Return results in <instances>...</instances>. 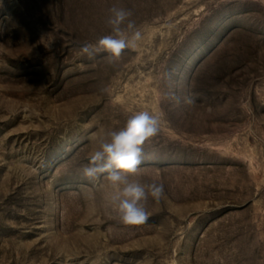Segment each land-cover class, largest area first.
Masks as SVG:
<instances>
[{
  "label": "rangeland",
  "instance_id": "obj_1",
  "mask_svg": "<svg viewBox=\"0 0 264 264\" xmlns=\"http://www.w3.org/2000/svg\"><path fill=\"white\" fill-rule=\"evenodd\" d=\"M112 7L141 39L88 58ZM140 111L130 226L80 170ZM0 264H264V0H0Z\"/></svg>",
  "mask_w": 264,
  "mask_h": 264
},
{
  "label": "clouds",
  "instance_id": "obj_2",
  "mask_svg": "<svg viewBox=\"0 0 264 264\" xmlns=\"http://www.w3.org/2000/svg\"><path fill=\"white\" fill-rule=\"evenodd\" d=\"M107 20L111 33L101 37L95 44L85 43L81 53L92 58L105 52L110 59H119L129 47H135V42L141 39V33L135 31L131 39L125 35L122 25L132 30L135 25L129 19L130 10L112 7ZM159 119L148 111H140L131 115L125 126L119 130L108 132L107 139L99 144L80 170L81 177L95 183L104 179L114 190L110 203L119 214L125 225H141L147 222L149 214L145 202L151 197L159 202L164 196L163 184H141L131 180L142 165V155L147 142L158 135Z\"/></svg>",
  "mask_w": 264,
  "mask_h": 264
}]
</instances>
